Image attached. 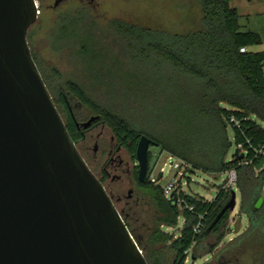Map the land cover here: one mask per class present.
Here are the masks:
<instances>
[{
  "label": "trees",
  "instance_id": "1",
  "mask_svg": "<svg viewBox=\"0 0 264 264\" xmlns=\"http://www.w3.org/2000/svg\"><path fill=\"white\" fill-rule=\"evenodd\" d=\"M195 1L200 6L201 19L197 28L185 33L143 28L120 20L109 23L114 37L109 41L123 40L132 60L155 61L158 70L162 62L172 71L162 83L148 75H128L126 91L115 93L114 105L98 103L83 84L75 79L64 80L57 69L51 71L52 82L39 70L52 96H74L90 112L101 115L134 150L141 136L146 135L162 151L185 161L193 172L217 177L236 169L240 213L249 218L250 229L257 231L264 225V203L260 209L255 208L257 201L264 198V168H256L264 157L253 166L241 165L237 156L229 155L232 140L228 129H232L235 143L241 141L240 130L231 122L234 116L254 146L264 145V128L259 124L264 123V51L251 50L263 42L259 34L241 30V16L231 6L233 0ZM57 27L56 43L76 54L90 78L110 90L113 77L104 72L102 60L111 58L113 53L105 51L109 44L104 40L108 38L99 33L94 19L80 12L63 14ZM242 47L248 51L241 53ZM33 58L37 63L34 55ZM169 87L172 93L167 90ZM67 129L74 139L71 125ZM145 196L154 208L146 231L140 229L136 216H122L149 264H185L193 246L208 237L218 238L214 245L220 240L229 219L227 211L209 229L230 200V191L220 190L211 201L186 195L193 211L170 203L162 187L153 182L148 183ZM200 216L204 217L203 227L197 233L194 227ZM180 218L183 226L175 238L164 227L177 229Z\"/></svg>",
  "mask_w": 264,
  "mask_h": 264
},
{
  "label": "water",
  "instance_id": "2",
  "mask_svg": "<svg viewBox=\"0 0 264 264\" xmlns=\"http://www.w3.org/2000/svg\"><path fill=\"white\" fill-rule=\"evenodd\" d=\"M38 13L36 0H0V264H149L80 154L33 58L28 32ZM151 145L157 143L142 135L140 180ZM263 166L264 158L257 169ZM230 193L209 229L235 209L237 192ZM263 203L261 197L255 208Z\"/></svg>",
  "mask_w": 264,
  "mask_h": 264
},
{
  "label": "rangeland",
  "instance_id": "3",
  "mask_svg": "<svg viewBox=\"0 0 264 264\" xmlns=\"http://www.w3.org/2000/svg\"><path fill=\"white\" fill-rule=\"evenodd\" d=\"M36 1L39 5L38 19L29 29L28 42L39 69L49 79L51 78V71L57 69L64 80H77L84 85V89L98 103L107 106L112 105V101L117 100L115 93L123 94L126 91L125 85L130 74H136L139 77L148 75L152 78H159L161 83L164 78L172 75L169 66L162 62H160L158 70L155 61L132 60L123 40L114 39L115 43L110 42L109 40L114 38L109 30V23L112 20H120L127 24L165 30L171 33H185L197 28L201 19V9L195 0H97L99 7L92 13V18L99 33L106 34L105 37L108 38L104 40L109 44L105 46V51L113 53L111 58L102 60L104 72H107L108 75L112 74L113 77V83L109 90L103 84L94 82L90 78L84 64L79 61L76 54L69 48L60 47L56 43L57 20L63 13L48 11L47 0ZM241 1L239 4L241 30H262L264 33V0ZM258 48V50L263 51L264 43ZM167 90L169 93L173 91L172 87L167 88ZM159 104H162V101ZM89 112L87 107L82 106L77 110L81 119L89 115ZM259 124L264 128L263 122L259 121ZM110 129L106 124L105 133L110 135ZM98 130H102V127H99ZM228 130L232 140L229 149L231 156L236 150V144L233 141L232 129L229 128ZM149 152L151 167L158 162V173L160 168L165 163L167 164L164 178L160 181V185L165 186L175 174V171L168 166L172 160H169L167 153H164L158 146H151ZM190 179L189 186L184 187L186 193L188 195L195 194L206 201H211L220 190L226 175L221 173L215 177L197 170ZM234 190L237 192V205L229 213V219L225 229L222 230L220 240L214 245L218 238L208 237L193 246L187 253L185 264H264V225L257 231L250 229L249 218L240 213V191L238 188ZM138 211L139 214L136 217L139 219V227L146 231L150 222L149 219L154 214V208L150 204L148 196H144L141 200ZM182 226L183 219L180 218L177 229L164 227V230L176 238ZM212 250L215 252L210 256Z\"/></svg>",
  "mask_w": 264,
  "mask_h": 264
},
{
  "label": "flooded vegetation",
  "instance_id": "4",
  "mask_svg": "<svg viewBox=\"0 0 264 264\" xmlns=\"http://www.w3.org/2000/svg\"><path fill=\"white\" fill-rule=\"evenodd\" d=\"M37 6L39 9L38 4ZM98 7L97 0H47L48 11L65 15L80 12L90 18ZM53 98L64 123L72 127L71 134L80 154L103 184L115 207L122 215L125 214L131 218L137 216L148 183L153 182L149 178L152 168L150 152L147 173L144 180H140L137 147L134 150L131 143H125L111 129L110 135L105 133L106 122L101 115L89 112V115L81 119L77 110L85 106L74 96L68 94L65 98L59 96H53ZM94 116H100V119L88 128H84L83 124ZM99 127H102V130H98ZM215 250H212L209 255L211 256Z\"/></svg>",
  "mask_w": 264,
  "mask_h": 264
},
{
  "label": "built area",
  "instance_id": "5",
  "mask_svg": "<svg viewBox=\"0 0 264 264\" xmlns=\"http://www.w3.org/2000/svg\"><path fill=\"white\" fill-rule=\"evenodd\" d=\"M248 49L246 47H242L240 49L241 53L247 52ZM231 122L233 125L240 130L241 135V141H238L236 144V150L239 151V154H242L243 157L241 159H238L241 161V165L244 166H253L254 162L264 157V145L260 146H254L252 143V140L247 137L246 133L241 129L240 121L236 119L234 116L231 117ZM234 140V138H233ZM164 152V151H163ZM167 153V152H164ZM168 159L172 160L170 164L168 165L172 170L175 171V174L172 178V180L166 184L165 186L160 185V181L164 178L165 175V166L160 168V171L158 173V162L155 163L150 172H149V178L152 180L156 185H160L162 187L164 196L167 200L171 201L173 203L174 195L173 193H176L177 201L176 204L181 210H189L193 211L194 207L191 206L185 199V196L188 195L185 191V186H189L191 175L194 173L191 166L188 165L185 161L182 159L173 157L169 153H167ZM235 156L234 154H232ZM253 155V157H252ZM264 168V166L262 167ZM261 168V169H262ZM260 170V169H259ZM256 168V171H259ZM223 174V173H222ZM159 175V177H158ZM226 175V179L222 182V185L220 186V190L224 191H231L233 189H237V170L236 169H230L224 173ZM186 179V180H185ZM219 190V191H220ZM218 191V192H219ZM262 194L264 195V184L262 186ZM215 198V197H214ZM214 198L212 200H214ZM203 220L204 217L200 216V221L198 224L194 227V231L197 233H200L203 227Z\"/></svg>",
  "mask_w": 264,
  "mask_h": 264
},
{
  "label": "crops",
  "instance_id": "6",
  "mask_svg": "<svg viewBox=\"0 0 264 264\" xmlns=\"http://www.w3.org/2000/svg\"><path fill=\"white\" fill-rule=\"evenodd\" d=\"M242 1L241 0H233L232 2H231V6L233 7V8H235V9H237V11L239 12V14H240V11H239V4L241 3ZM240 16H241V14H240ZM242 31H245V30H242ZM252 32H255V33H257V34H259L260 35V37H261V39H262V42L264 43V33H263V31L262 30H255V31H252ZM261 46V45H260ZM260 46H257V47H253V48H251V50L252 51H261V50H258L259 48L258 47H260ZM255 48V49H254ZM257 48V49H256ZM264 51V50H263Z\"/></svg>",
  "mask_w": 264,
  "mask_h": 264
}]
</instances>
